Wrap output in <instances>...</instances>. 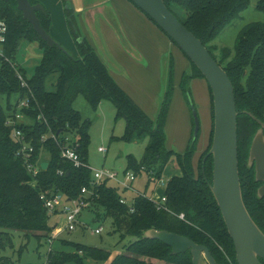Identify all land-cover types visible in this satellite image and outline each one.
I'll list each match as a JSON object with an SVG mask.
<instances>
[{"label":"trees","instance_id":"16d2710c","mask_svg":"<svg viewBox=\"0 0 264 264\" xmlns=\"http://www.w3.org/2000/svg\"><path fill=\"white\" fill-rule=\"evenodd\" d=\"M29 1L40 3L38 0ZM128 1L136 6L131 0ZM163 1L177 19L201 40L210 54L207 44L219 33L225 22L236 17L249 3V0ZM62 2L78 56L56 45L48 46L23 18L17 9L16 0H0V18H4L7 23L5 40L1 43L3 56H0V96L5 94L7 97L6 108L0 104V253L13 247V235L17 232L23 239L33 235L38 244L42 238L48 239L52 231L49 225L51 213L40 198L42 193L49 195L60 192L66 199H75L81 195V188L86 187L89 192L83 196L84 199L89 207L102 209L103 219L111 220L112 232L118 233L119 237L117 246L122 247L107 264H192L189 251L172 254L171 248L159 239L144 237V231L148 229L173 232L207 246L217 264H237L233 241L210 189L213 160L208 151L213 138L214 111L209 85L211 127L208 144L194 165L193 155L199 132L198 128L196 137H193L195 122L192 137L184 152L166 146L164 128L173 91L171 56L165 53L162 57L165 88L156 116L151 118L135 103L131 93L122 88L119 76L109 69L83 33L79 18L71 8H64L65 1ZM175 4L179 9L175 8ZM256 7L264 12V0H258ZM36 14L42 27L49 33V11L42 5ZM144 15L159 28L146 13ZM33 40L39 42L41 56L32 60L31 67L26 69L18 62L17 54L19 48ZM212 57L226 71L233 86L242 198L251 218L264 232V197H257V189L262 182L255 180L254 167H247L251 140L260 127L258 120L264 122V21L247 25L238 35L233 52L223 51L219 60ZM14 62L17 63L16 67L11 64ZM190 63L191 72L185 73L181 80V88L189 101L190 79H204L198 68ZM15 68L26 80V87L20 86ZM11 95H16L17 100L20 96L28 97L30 104L23 112L33 119V124L25 122L20 128L26 139L32 140L33 159L39 160V164L48 162L47 168H40L35 177L28 173L22 158L16 155L20 145L12 139L10 128L5 125L6 119L16 110V102H10ZM79 95L94 108L102 100L112 101L116 109L115 118L125 120L123 134L115 139L133 142L148 138L140 158L126 155L124 173L130 171L136 176L146 172L148 181L156 182L168 163L177 165L181 174L171 176L166 182L165 208L157 209L154 201L144 194H136L129 204L121 203L118 187L109 185L108 180L91 183L93 178L87 161L90 121L83 119L73 107V101ZM38 113L43 115L47 124L36 119ZM58 130V137L63 142L68 137L77 148L84 165L75 167L61 158L60 146L52 138L41 141L43 135L51 132L56 134ZM42 151L46 157L38 159ZM70 245L83 254L49 249L47 261L43 264H84V259L89 257L105 262L111 255L110 250L92 245L76 242ZM23 249V245L19 247V254ZM0 264L14 262L2 255Z\"/></svg>","mask_w":264,"mask_h":264},{"label":"rangeland","instance_id":"374dc122","mask_svg":"<svg viewBox=\"0 0 264 264\" xmlns=\"http://www.w3.org/2000/svg\"><path fill=\"white\" fill-rule=\"evenodd\" d=\"M91 1L100 2V0H74L77 18H79L78 14L80 11L85 7V3ZM114 1L120 11L123 25L126 27L124 32L123 25L119 19L120 27L126 37V39H123L125 47L134 49L137 53L140 52L144 59L137 62V60L130 58L126 53L120 51L116 47L117 43L115 41H111L110 47L113 53L110 52L124 65L128 77L131 78L134 84L133 87L135 89L130 91L131 97L147 115L155 118L165 88V76L163 67L161 68V55L164 53L169 54L172 58L173 91L164 128L166 146L180 153L185 151L193 133L194 116L191 106L193 103V108L199 122V132L193 155V164L195 165L198 156L207 147L211 127L208 84L203 78H191L189 81V96L191 97V101H189L188 96L185 95L181 88L183 75L191 72L189 59L131 2L128 0ZM257 1L249 0L247 7L236 17L225 22L219 33L207 44L211 54L216 59L219 60L222 52L225 50L233 52L238 35L247 25L264 21V12L257 9ZM38 2L50 13L51 26L49 34L70 53L78 56L74 40L67 25L62 0H38ZM99 2L94 5L98 7ZM102 5L104 7L105 3ZM175 8L179 9V6L175 4ZM83 12L86 13L84 10ZM104 14L109 21L112 22L114 20L113 22L117 24L115 20L116 16L111 9L106 8L104 13H101L102 16ZM95 30L91 27L89 28V33L95 35ZM39 46V42L33 40L22 46V49L19 48L17 58L23 68H30L31 61L40 58L41 49ZM100 52L101 54L103 53L101 49ZM104 61L107 63L105 59ZM108 65L110 67V64ZM16 100V95L10 96L11 103L14 104ZM0 104L3 108H6L7 97L5 94L0 96ZM73 107L79 111L83 119L90 121L87 130L90 135L87 161L91 174L93 175L96 170H109L116 172L117 178L124 181L126 177L124 173L126 169V155L132 154L136 158H140L144 152L148 138L133 142L115 139L114 137H120L123 134L125 120L123 118H115L116 109L110 100H102L94 108L82 95H79L73 101ZM23 120L26 123L33 124L31 117H23ZM99 147H103L106 151H98ZM44 157H46V153L42 151L38 159ZM179 173L180 170L177 168V165L170 162L165 167L161 178L156 182L148 181L146 172H142L141 175L137 174L135 179L130 182L133 190L130 188L125 189L127 190L125 192L126 202L129 204L131 196L135 194H144L151 199H158L164 192L165 187L157 182L161 179L167 182L171 176L178 175ZM107 182L109 185L118 187L120 192L124 190L115 180H108ZM101 214L102 209L93 206L89 207L88 205L81 211L75 229L68 231L65 229L64 214L58 211L54 212L49 218V225L52 227V231L48 239L42 238L38 244L33 235L23 239L17 232L13 235V247L6 248L0 253V256L5 255L10 257L14 264H43L47 261L49 249L83 254L81 251H75V247L70 245L71 242H76L111 251L109 259L105 262L89 257L84 259V264H107L110 259L120 252V248L122 247L120 245L117 246L119 237L118 233L112 232L111 220L109 218L103 219ZM54 225L56 227L53 231ZM99 227L102 228L101 231L95 233L94 230ZM55 231L56 235L53 234ZM22 245L24 249L19 254L18 249Z\"/></svg>","mask_w":264,"mask_h":264},{"label":"water","instance_id":"95a60500","mask_svg":"<svg viewBox=\"0 0 264 264\" xmlns=\"http://www.w3.org/2000/svg\"><path fill=\"white\" fill-rule=\"evenodd\" d=\"M7 1V0H4ZM65 1L64 8H71L75 13L73 0ZM146 13L168 37H170L188 59L198 68L207 81L213 96V138L208 151L212 155L211 192L222 214L228 234L233 241L237 264H264V232L253 221L243 202L237 158V110L232 83L218 62L212 57L206 46L189 31L167 8L163 0H131ZM17 9L31 25L33 30L48 46L58 43L41 25L37 10L41 3L31 4L29 0H16ZM80 23V22H79ZM194 116L196 137L199 122ZM255 132L247 160V167H254L255 180L262 182L257 189V197H264V122ZM60 130L57 131V134ZM47 161L40 167L45 170ZM146 238L159 239L171 248L172 254L187 251L191 254L192 264H217L207 246L191 239L165 230L148 229L143 234Z\"/></svg>","mask_w":264,"mask_h":264},{"label":"built area","instance_id":"2783aa9c","mask_svg":"<svg viewBox=\"0 0 264 264\" xmlns=\"http://www.w3.org/2000/svg\"><path fill=\"white\" fill-rule=\"evenodd\" d=\"M7 31V23L4 18H0V56H3V51L1 48V43L5 40V33ZM13 67L17 66V63H11ZM16 69V76L20 82V86L22 88L27 86L26 80L24 79L23 75L18 68ZM31 94V93H30ZM29 100L27 96L19 97L16 100L15 112L10 115L6 121L5 125L10 128L11 137L14 141L18 142L20 145L16 155L20 156L24 162V166L28 173L35 177L39 170L40 164L39 160H34L32 153H33V145L31 139H26L25 134L23 133L22 129L20 128L21 124L25 123L23 117L25 113L23 109L29 106ZM38 121H44L47 124L46 119L43 117L42 114L38 113L36 116ZM47 138H52L59 146H60V156L61 158L68 160L72 163L73 166L79 167L84 165L83 161L80 158L79 153L77 152V148L74 144L70 143V139L68 137L64 138V142L58 137V134H54L51 132L50 134H45L41 137V141H45ZM98 151L104 152L106 151L103 147H99ZM126 177L124 181H121L117 178V173L109 170H96L92 175V182L93 184H98L103 180H115L118 182L124 189L131 188L130 182L134 180L135 175L132 172H126ZM160 185H166L162 179L157 182ZM89 190L86 187L81 188V195L75 199H66V196L60 192L51 193L49 195L42 193L40 198L43 200L44 206L48 209V211L52 214L54 212H59L64 214L65 219V229L68 231H72L75 229L76 222L78 220L81 211L87 207L89 204L87 200L84 199V195H86ZM151 199V198H150ZM157 207V209H162L164 207V202L166 201V195L164 193L161 196L154 200L152 199ZM121 203H127L124 198L120 199ZM133 211V208H130ZM183 218V215H180ZM56 227V225H55ZM101 227L96 228L94 230L95 233H99L101 231Z\"/></svg>","mask_w":264,"mask_h":264},{"label":"crops","instance_id":"0c3cea01","mask_svg":"<svg viewBox=\"0 0 264 264\" xmlns=\"http://www.w3.org/2000/svg\"><path fill=\"white\" fill-rule=\"evenodd\" d=\"M73 2H74V0H73ZM98 2H96V1L86 2L84 5L85 7L83 8V10L86 13H84L83 10H81L80 13L78 14L79 22H80V25L82 27L83 33L92 42V44L94 45V47L96 48L97 52L102 57V59L104 58L106 60V62L108 64H110V67H109V65L106 63L107 66L109 67V69H111L112 72H114L115 74H117L119 76L118 81L120 82V85L122 86V88H124L128 92L133 91L135 89V87H133L134 84H133L131 78L128 77L127 72L124 68V65L122 63H120L115 56L112 55L113 52H112L111 47H110L111 41L112 40L115 41L117 43L116 47H118L120 49V51H123L124 53H126V55L129 56L130 58L137 60V62L143 61L144 59H143V57L139 51H138L139 53H137L134 49H130V48L125 47L123 39H126V37L123 33V30L120 27L119 19H120L122 25H123V22H122V18L120 16V11L118 10V8L116 6L115 1L114 0H100L98 7H96V5H94V4H96ZM103 3H105L104 7L102 5ZM106 8L111 9L114 12V14L116 16L115 20L117 21V24H115L113 22L114 20L112 22L109 21L107 19V17L105 16V14H104V16L101 15V13L102 14L104 13ZM141 13L144 14L143 12H141ZM91 27H93V29L97 30V31L95 30V35H91L89 33V28H91ZM123 28H124V32H125V28H126L125 25H123ZM99 47L102 50V52L104 53V55H103V53L101 54ZM114 49H116V48H114ZM164 54H162L161 56L163 57ZM162 57H161V62H162ZM180 174H181V172L178 175H180ZM130 186L132 188L131 183H130ZM122 189H124V188H122ZM131 190H133V189H131ZM126 191L127 190H125V189L122 192L119 191L121 194V197L124 199H126L125 198L126 197L125 196ZM164 191H165V188H164ZM135 195L131 196L130 199H132ZM54 229H55V225L53 226V231H54ZM53 234L56 235V231L53 232Z\"/></svg>","mask_w":264,"mask_h":264},{"label":"flooded vegetation","instance_id":"af4514ba","mask_svg":"<svg viewBox=\"0 0 264 264\" xmlns=\"http://www.w3.org/2000/svg\"><path fill=\"white\" fill-rule=\"evenodd\" d=\"M4 1V0H3ZM8 1V0H7ZM30 2V1H29ZM31 3V2H30ZM31 4H33V3H31ZM35 4V3H34Z\"/></svg>","mask_w":264,"mask_h":264}]
</instances>
